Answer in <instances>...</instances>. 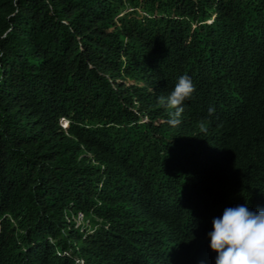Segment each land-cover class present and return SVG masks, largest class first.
Wrapping results in <instances>:
<instances>
[{"label": "trees", "instance_id": "trees-1", "mask_svg": "<svg viewBox=\"0 0 264 264\" xmlns=\"http://www.w3.org/2000/svg\"><path fill=\"white\" fill-rule=\"evenodd\" d=\"M245 204L264 0H0V264H215L212 221Z\"/></svg>", "mask_w": 264, "mask_h": 264}, {"label": "clouds", "instance_id": "clouds-1", "mask_svg": "<svg viewBox=\"0 0 264 264\" xmlns=\"http://www.w3.org/2000/svg\"><path fill=\"white\" fill-rule=\"evenodd\" d=\"M195 92L188 76H181L171 93L160 97L169 108L175 109L174 117L184 111L182 105ZM214 109H209V114ZM171 125L180 121L173 118ZM210 249L216 253L215 264H264V209L252 212L247 205L226 208L222 217L212 221L209 233Z\"/></svg>", "mask_w": 264, "mask_h": 264}, {"label": "built area", "instance_id": "built-area-1", "mask_svg": "<svg viewBox=\"0 0 264 264\" xmlns=\"http://www.w3.org/2000/svg\"><path fill=\"white\" fill-rule=\"evenodd\" d=\"M63 123H64V122H63ZM74 221H75L76 224L81 223V221H82V216L80 215V213H77V214H76V216H75V218H74Z\"/></svg>", "mask_w": 264, "mask_h": 264}]
</instances>
